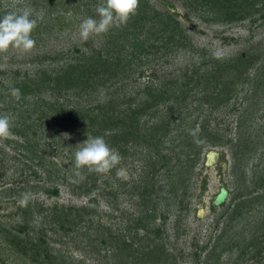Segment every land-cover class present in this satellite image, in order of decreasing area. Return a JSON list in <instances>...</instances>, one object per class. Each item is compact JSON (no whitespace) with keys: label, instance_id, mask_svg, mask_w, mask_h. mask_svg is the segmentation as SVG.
Segmentation results:
<instances>
[{"label":"trees","instance_id":"obj_1","mask_svg":"<svg viewBox=\"0 0 264 264\" xmlns=\"http://www.w3.org/2000/svg\"><path fill=\"white\" fill-rule=\"evenodd\" d=\"M32 1L30 7L45 14L43 20H37L33 39L44 38L47 33L52 35V31L55 33L56 20L61 15L72 20V14L79 12L76 7L52 5L49 3L51 0H44L42 8L39 7L41 2L37 6L38 2ZM191 1V4L184 5L185 8L196 11L201 6L204 13L197 15L207 22L264 21V5H260L264 0ZM16 10L8 9L0 0V17ZM258 13L260 15L256 18ZM187 48L199 51L178 16L169 11L156 10L147 0H139L136 14L114 34L106 35L103 46L98 49L80 50L77 57L63 60L54 68L34 64L23 73L16 70L8 76L6 70L0 68V115H8L12 123V134L0 138V155L7 152L2 144L10 147L17 154L15 158L26 159V168H32L31 163H34L32 174L36 177L42 173L45 181L55 179L64 183L66 172L74 171L73 168L67 167L64 171L49 158V154L56 153L70 142L77 147V141H86L87 134L103 136L109 147L118 150L123 157L128 156L134 146L149 149L143 165L144 173L123 183L124 187L131 184L132 192H128L138 198L140 206L130 219L132 233L127 235L121 247L126 264L129 258L135 264H176L174 250L167 242L168 213L176 205L180 210L185 209L184 198L190 187L191 170L201 161L202 153L208 146L231 145L235 168L241 169L244 165L243 177L247 185L243 191L234 192L232 202L218 217L217 225L220 219L225 218L226 225L234 228L255 208L264 207V143L257 141V135L241 130L246 119L239 122L237 137L233 141L219 123L212 125L209 113L201 111L196 114V109L202 107L199 105H209L214 111L229 102L240 84L258 83L262 77L261 68L264 67V51L260 54L249 52L246 56L239 53L226 59L212 58L209 64L197 61L177 73L156 76V80L151 79L139 87L136 95L128 93V87L132 85L130 80L133 82L137 73L138 78L144 75V70H139L141 66L157 58L166 61L175 51ZM258 61L262 62L258 72L250 74V68ZM13 88L20 90L19 99L11 95ZM194 101L199 103L193 106ZM178 116L181 117L179 121ZM193 121L187 131L184 125ZM199 123L200 127L197 126ZM174 130L177 132L171 136ZM170 136L176 139L171 142L172 145ZM178 146L183 148L182 154L186 158H179L172 164L171 154L177 151ZM249 161L254 162L250 165ZM113 169L106 174H90L83 169V179L78 178V187L82 191L77 194H105L106 187L102 189V184L112 183L110 173ZM161 171H165L166 182L157 189L156 177ZM188 173L189 177H186ZM70 177L77 179L74 175ZM39 187L55 195L60 191L58 187ZM32 188L29 186L27 189ZM4 192L18 190L8 187ZM91 200L94 201L93 197ZM161 202H167L168 210H159ZM85 207L84 210L71 208L70 211L60 212L53 207L48 214L47 209L32 198L26 207L16 206L15 213L22 217L18 227L3 226L6 241L18 252L29 254L32 261L41 259L44 263L61 264L48 249L49 241L44 238L46 226L59 227L65 233L75 231L82 221L80 213L89 212ZM212 209H216L215 205ZM71 214L75 217H70ZM35 215L42 217L38 239L31 236ZM263 226L259 224L254 230L250 226L251 240L245 246H236L239 247L238 258L242 264H264V230L261 234L257 232ZM16 230L25 232L27 236L21 238ZM225 234L226 229L210 249L208 245L203 246L206 251L203 263L212 264L213 257L219 255L216 264H221V255L227 250L234 251L233 247H224Z\"/></svg>","mask_w":264,"mask_h":264},{"label":"rangeland","instance_id":"obj_2","mask_svg":"<svg viewBox=\"0 0 264 264\" xmlns=\"http://www.w3.org/2000/svg\"><path fill=\"white\" fill-rule=\"evenodd\" d=\"M147 1L158 11L175 13L185 28L188 29L194 47L196 46L199 51L189 48L177 50L166 61L157 58V60L144 64L139 68V70H144V75L138 78L139 74L137 73L133 82L130 80L132 85L128 87L129 95H136V90L139 87L144 86L151 79L156 80V76H161L165 73H177L182 68L193 65L197 61H200V63L205 61L209 64L213 60L212 58L226 59L239 53H243L246 56L249 52L260 54L264 51V21L262 20L252 23L251 19H247L230 24L207 22L197 15L198 13H204V8L201 6L196 11L193 8H185L184 5L191 4V0ZM3 2L8 9H17L18 11L29 9L32 14L31 18L39 22L45 16L43 11L40 12L30 7L32 0H3ZM36 2H38L37 6L40 2L41 6L39 7L42 8L44 6V0H36ZM99 2L100 0L49 1L52 5L62 4L69 8L76 7L77 9H74L79 12H75L77 15L72 14V20L67 18V16L64 18V15H61L56 20L55 33L52 31V35L47 33L44 38H35V47L30 52L23 53L10 50L7 53L8 60L6 65L3 67L7 72V76L15 73L16 70L23 73L27 68H32L34 64L54 68L63 60L77 57L80 54V50H90L91 47L98 49L103 46L105 36L110 33L114 34L115 30L121 26H114L104 34L92 35L87 40L80 38L78 30V26L84 18L93 17L98 19L95 6ZM260 5H264V2ZM259 15L260 13L255 17L257 18ZM0 63H3L2 59H0ZM261 65V61L256 62L250 68V74H256L258 72L257 68ZM261 73L262 77L258 83L240 84L236 95L229 102L214 111L209 105H199L202 107L200 110L196 109V114L201 111L209 113V120L212 125L219 123L222 128L227 130L228 138L233 139V141L237 137L239 122L242 119H246L247 121L243 123L241 130L247 131V134L257 135L259 137L257 141L263 144L264 67L261 68ZM197 103L199 101H194L192 104L195 106ZM180 110L183 111L182 109ZM177 118V121H179L181 117L178 116ZM193 123L194 121L184 125L187 131L190 130ZM197 126L200 127V123ZM176 132L177 130H174L171 136ZM171 136L169 137L170 145L173 144L171 142L176 140L173 137L171 139ZM70 143H67V145L65 143L66 147L63 146L64 148L62 147L56 153L49 154V158L55 160L59 167L64 168V171L67 170V167L73 168L74 164L75 145ZM81 143L83 142L77 141L76 146ZM2 145L7 152L0 155V264H48L41 259L32 261L29 254H23L15 250L8 244L3 232V226L18 227L22 221L21 215L15 213L18 205L16 202L21 197V194L27 191L34 194L33 198L37 199L47 209L48 214L53 207H56L59 212L63 210L70 211L71 208L84 210V206L89 210L87 214L83 211V213H80L82 221L75 231L65 233L59 227L54 228L50 224L46 226L44 238L49 241L48 249L51 255L57 258L58 262H61V264H126L123 259V241L128 238L127 235L132 233L133 224L130 223V219L133 213H137L140 206L138 198L131 196L128 192L131 191V184L128 183L124 187L123 183L130 181L132 178H138L143 172V165L146 163L145 157L149 151L147 147H131L128 156H121V163L117 166L124 168L126 175L118 178L114 174L116 173L114 168L113 173H110V182L113 184H102V189L106 187L105 194L87 196L84 193L77 194L82 190L78 187L80 181L78 178L73 179L78 180V182H72L70 175H73L74 171L68 170L66 172L67 179L64 183L61 180L56 182L55 179L45 181L42 173L40 176L43 177L39 175L36 177L32 174L34 163H31L32 168H26L28 163L25 158H15L14 156H17V154L10 147ZM182 149L178 146L177 151L171 154L172 164L179 158H186L182 154ZM211 150L218 151L220 158L227 161L226 169H223L220 163L212 165L206 163L208 152ZM179 151L181 154H179ZM258 155L256 156V162ZM253 162L249 161L248 164L251 165ZM234 164L235 158L231 145L208 146L202 153L201 161L196 167L192 168L190 177L189 173L185 175L189 177L190 186L187 193L188 196L186 195L184 198L185 209L180 210L179 205L172 208V211L168 213L169 219L166 232V235H169L168 245L174 250V255L176 256V264H205L203 260L205 259L206 251H204L203 246L208 245V249H210L219 234L225 229L224 247L228 249L233 247L234 251H225L220 257V263L242 264L241 259L238 258L240 250L236 246L238 244L245 246L251 240L252 232L249 231L250 226L254 230L257 225L264 224V207L255 208L245 219L237 223L234 228L226 225L225 218L220 219V223L217 225L218 217H220L222 212H225L232 202L234 192L237 190L243 191L247 187L243 177L244 165H242L241 169H236ZM164 173L165 171H161L157 174V189L166 182ZM27 181H29V184ZM38 185H44L50 189L58 187L60 190L59 194L55 195L52 191L49 193L45 192L41 187L37 188ZM29 186H33V188L28 190ZM8 187H15L18 192H4V189ZM222 187H227L230 194L223 203L224 205L215 206L216 209H212L213 201ZM91 197H93L94 201L91 200ZM168 208L167 202H161L159 205L160 211L168 210ZM201 209H204V212L200 216ZM70 217H75V215L71 214ZM178 218L179 220L177 221ZM41 220L42 217L35 215L33 224H31V227L34 228L31 236L33 235L36 239L41 235ZM263 230L264 226L262 230L257 231L258 234H261ZM15 233L20 235L21 238L27 236L25 232L16 230ZM218 256L215 255L213 257L212 264H216ZM128 261V264H135L130 258Z\"/></svg>","mask_w":264,"mask_h":264},{"label":"clouds","instance_id":"obj_3","mask_svg":"<svg viewBox=\"0 0 264 264\" xmlns=\"http://www.w3.org/2000/svg\"><path fill=\"white\" fill-rule=\"evenodd\" d=\"M139 0H100L95 6L98 19L84 18L78 26L79 36L83 40L92 35H100L109 31L112 27L126 24L136 14ZM29 9L22 11H10L0 17V68L5 67L8 60L7 53L10 50L23 53L30 52L35 47L32 32L37 26V20L31 18ZM11 95L19 99L20 90L11 89ZM12 123L8 115H0V138H7L11 133ZM73 175L83 179V169L88 173L106 174L113 168L116 169L118 178L124 177V168L117 167L121 163V155L118 150L109 147L103 136H91L87 134V140L75 147ZM72 182H78L73 180ZM30 191L21 194L17 203L20 207H26L33 198Z\"/></svg>","mask_w":264,"mask_h":264},{"label":"water","instance_id":"obj_4","mask_svg":"<svg viewBox=\"0 0 264 264\" xmlns=\"http://www.w3.org/2000/svg\"><path fill=\"white\" fill-rule=\"evenodd\" d=\"M206 163L208 165L220 163L222 164L223 169H226L227 164H228L225 159L220 158V153L216 150H211L208 152ZM229 194H230L229 189L227 187H222L218 195L215 197L213 201V205L215 206L222 205L227 200ZM203 212H204V209H201L199 215L201 216Z\"/></svg>","mask_w":264,"mask_h":264}]
</instances>
